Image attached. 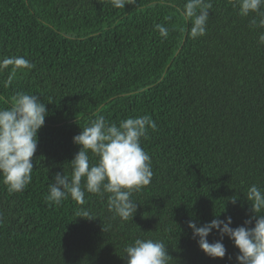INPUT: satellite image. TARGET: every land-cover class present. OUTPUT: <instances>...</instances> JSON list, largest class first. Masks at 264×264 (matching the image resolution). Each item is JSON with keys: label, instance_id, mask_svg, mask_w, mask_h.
Wrapping results in <instances>:
<instances>
[{"label": "trees", "instance_id": "16d2710c", "mask_svg": "<svg viewBox=\"0 0 264 264\" xmlns=\"http://www.w3.org/2000/svg\"><path fill=\"white\" fill-rule=\"evenodd\" d=\"M185 2L0 0V60L33 65L0 70V107L23 92L48 113L31 183L10 192L0 179V264H126L137 238L162 241L169 264H237L231 240L223 238L225 258L212 259L187 224L220 214L244 226L253 215L248 188L264 190V28L251 27L255 13L241 17L236 0H211L206 33L194 39ZM143 115L157 125L140 141L153 177L132 194L133 219L109 210V193L85 190L83 204L45 199L57 173L71 179L73 137L91 120ZM218 239L213 230L209 242Z\"/></svg>", "mask_w": 264, "mask_h": 264}, {"label": "clouds", "instance_id": "9594fccd", "mask_svg": "<svg viewBox=\"0 0 264 264\" xmlns=\"http://www.w3.org/2000/svg\"><path fill=\"white\" fill-rule=\"evenodd\" d=\"M134 2V0H129ZM112 6L125 8L126 0H112ZM238 14L248 17L255 13L250 26L264 28V0H236ZM211 0H186L181 15L191 25L189 35L197 38L205 35ZM160 36L167 38L169 31L163 25H155ZM259 43L264 45V33L259 35ZM14 70L30 69V61L24 57H8L0 60V70L7 66ZM46 103L37 95L17 93L10 106L0 107V179L10 192H20L31 183L34 156L38 146V132L47 116ZM157 125L150 115L130 117L109 124L103 116L93 119L81 132L73 137L79 146L78 153L68 163L71 179L57 173L48 185L45 199L60 204L69 196L79 204L85 202V190L103 196L109 193L108 208L123 220L133 219L138 203L131 197L133 192L150 184L153 171L151 157L141 146V138H146L148 129L155 131ZM98 162L91 163V157ZM84 187H81V181ZM231 198V203L237 202ZM252 217L244 226L233 228L232 218L219 215L202 225L190 220L187 227L197 240L199 249L212 259H224L227 249L223 238L227 237L238 249L237 264H264V190L251 185L247 191ZM88 216L87 212H77V217ZM91 220V219H90ZM253 226H248L252 224ZM215 230L220 239L209 242V235ZM126 264H169L168 249L162 241L137 238L125 248Z\"/></svg>", "mask_w": 264, "mask_h": 264}]
</instances>
